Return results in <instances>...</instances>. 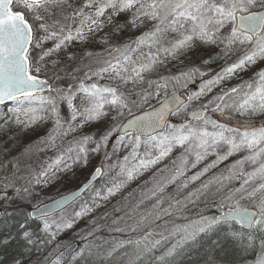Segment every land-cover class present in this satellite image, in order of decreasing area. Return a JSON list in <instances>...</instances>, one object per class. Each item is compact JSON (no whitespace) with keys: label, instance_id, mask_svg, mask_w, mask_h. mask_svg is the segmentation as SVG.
<instances>
[{"label":"snow or ice","instance_id":"6c2138e0","mask_svg":"<svg viewBox=\"0 0 264 264\" xmlns=\"http://www.w3.org/2000/svg\"><path fill=\"white\" fill-rule=\"evenodd\" d=\"M127 30L139 34L121 41ZM94 43L102 50L87 47ZM198 48L208 51L203 65L224 61L219 71L182 66L180 57ZM173 61L175 72L168 67ZM258 63H264V0H0V106L15 105L0 116V135L14 139L13 126L50 123L21 153L45 158L28 164L26 176L18 175L14 158L12 175L0 181V200L30 205L0 211V250L12 249L11 259L0 254V264H179L214 233L205 264H233L237 250L254 254L243 264H264V123L229 127L209 115L264 114V68L246 80L241 75ZM63 79L75 83L61 87ZM232 79L240 82L228 86ZM101 123L102 130H85ZM101 153L77 189L44 195ZM152 169L139 199L133 190L112 206L121 215L108 230L125 238L97 244V220L109 211L93 214ZM18 179L24 183L17 186ZM201 198L214 215L164 219ZM88 217L94 227L80 235L82 245L61 239Z\"/></svg>","mask_w":264,"mask_h":264},{"label":"rangeland","instance_id":"374dc122","mask_svg":"<svg viewBox=\"0 0 264 264\" xmlns=\"http://www.w3.org/2000/svg\"><path fill=\"white\" fill-rule=\"evenodd\" d=\"M138 31H132L127 30L121 35V41H126L129 39L134 38L136 35H138ZM89 48H94L97 51L102 50V45L98 43L87 45ZM208 57V51L205 49H196L195 51L189 52L187 56L180 57V60L183 61L182 66H193V65H200L202 68L210 69V74H214L215 72L219 71L221 66L224 64L223 60H216L211 65H203L202 60L206 59ZM179 61H173L168 65L169 68L173 72L177 71V67L174 65L178 64ZM260 68H264V63H258L257 65L253 66L250 70L242 73L243 79H249L256 71H258ZM239 79H232L228 82V86L234 85L239 83ZM59 86L66 87L69 83H75L74 81L63 79L57 82ZM103 83V81H101ZM199 80L195 84H190L189 88L195 90L198 86ZM78 103V101H76ZM15 105L13 103L7 104L5 107H0V116L4 115L6 112L7 107H14ZM62 113L67 116V108L65 105H62ZM211 115V113H209ZM213 119V118H212ZM172 120L174 122L179 123L180 119L177 117H173ZM219 123H223L228 125L229 127H237L238 123H244V122H251L257 126H259L261 123H264V114L252 116V117H242L235 113H228L226 116H221L220 119H218ZM50 127V123L43 126H37L34 129H27L24 131H21L20 128L13 126L12 131L15 133H18V135L14 139H9L8 135H0V181L3 180L5 176H11L13 173L12 164L15 162L16 157L20 158V164H21V171L18 173L20 176H26L29 172V169L27 167L28 164H31L33 167L36 165L38 159L45 158L46 154L41 153L39 154V157L37 155H32L30 158H25L21 156V153L23 152L24 148L32 143L33 141L37 140L40 136L44 135L47 128ZM105 127V124H94L91 126L86 127V131L89 133H95L97 130H102ZM112 142H110L111 144ZM108 151L111 152V147L108 148ZM52 153H47V155H51ZM125 153H120L122 156ZM245 153L237 154L233 157H230L229 160L223 162L217 169H214L213 172H219L222 171L226 166L230 165L232 162H234L236 159H239L242 155ZM179 155V150L175 151L172 155V157H169L167 160L163 162V164H168L171 159L175 158V156ZM103 159V153L100 155H92L90 157V163L87 168H76L75 176H71L69 174V177H66L65 179L59 181L56 184H53L50 186L46 192L45 196L48 197H56L61 194L67 193L68 191L74 190L78 187L80 183L85 181L88 178V174L92 171V169L98 164H100L101 160ZM215 159L214 156L209 157L208 160L204 161L202 164L197 166V169H192L188 172V175H191L193 172L199 170V168L204 166V163H209L211 160ZM115 160V157H113V161ZM109 161V163L113 162ZM163 164L159 165L158 167H162ZM247 170H251L250 166H246ZM156 171V169H152L148 172H146L143 176H141L139 179L133 181L127 188H125L120 194H118L116 197H113L111 201L107 204L106 208L98 209L96 213L93 214V217L102 215L105 211L111 212L112 206L117 204L118 201L122 199V197L127 196L130 192L133 190H137V196L136 199H139V189L144 186L145 181H148L153 173ZM213 173H209L208 175H212ZM106 182V181H105ZM16 185L19 186L24 183V180L18 179L15 181ZM200 182H197L196 184L190 185L189 189H185L184 192L180 194V197L182 198L187 191H190L198 186ZM100 186V183L97 184V187ZM169 193H172L175 191V185L169 186L168 190ZM0 195H3V184L0 183ZM8 195L13 196V190L11 188L8 189ZM135 202V201H133ZM19 204L20 208H27L30 207L28 204L20 203L19 201L12 200V201H3L0 200V210H3L4 207H7L9 211H11L13 208H16ZM92 219V217L85 218L78 222L72 230H70L64 237H61V239L64 242L71 241H77L80 239V235L86 234L88 231H92L94 225L90 224L89 221ZM101 219L97 220V226L100 224Z\"/></svg>","mask_w":264,"mask_h":264},{"label":"trees","instance_id":"16d2710c","mask_svg":"<svg viewBox=\"0 0 264 264\" xmlns=\"http://www.w3.org/2000/svg\"><path fill=\"white\" fill-rule=\"evenodd\" d=\"M210 116L217 121L218 119H220V115L218 113H211ZM210 205V201L206 202L203 198H201L195 203L187 204L183 211L181 213H177L176 216L165 217L164 219L169 221L175 220L176 223H184L186 221L183 219V217H187L189 220H191L198 218V216L201 214L214 215L215 208L211 207ZM118 215H121V213L109 212L107 219L100 220L101 222L98 225L99 231L94 233L95 242L97 244H103L105 240H110L113 236H116L118 238H125L121 234L110 232L107 227L111 223V219L113 218V216ZM160 223H163V221H160ZM217 238L218 235L215 233L212 236L205 238L199 247L190 249L184 256H182L179 260V264H205L206 251L212 245V241ZM77 241L80 243V245L84 243V241L81 239H78ZM105 247H107V245H105ZM11 252L12 249L0 250V254H5L8 259H11ZM253 256L244 257L240 255L239 251L237 250L233 256L229 257V260L232 261L233 264H243L244 259L250 260L253 258ZM95 264H102V262L96 261Z\"/></svg>","mask_w":264,"mask_h":264},{"label":"water","instance_id":"95a60500","mask_svg":"<svg viewBox=\"0 0 264 264\" xmlns=\"http://www.w3.org/2000/svg\"><path fill=\"white\" fill-rule=\"evenodd\" d=\"M8 103H10V102H8ZM98 166H99V165H98ZM93 169H94V168H93ZM93 169H92V171H93ZM92 171L88 174L89 176L91 175ZM89 176H88V178H89ZM88 178H87V179H88ZM87 179H86V180H87ZM86 180H85V181H86ZM85 181H84V182H85ZM82 183H83V182H82ZM82 183H81V184H82ZM98 183H99V182H98ZM98 183H97V184H98ZM81 184H79L78 187H79ZM78 187H77V188H78ZM77 188H76V189H77ZM74 190H75V189H74ZM71 191H72V190H71ZM71 191H68L67 193H69V192H71ZM56 197H57V196H56ZM76 243H77V242H76ZM77 244H78V243H77Z\"/></svg>","mask_w":264,"mask_h":264}]
</instances>
